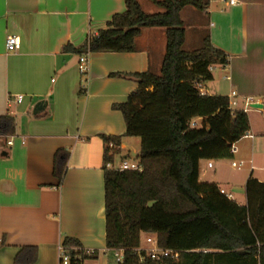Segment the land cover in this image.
<instances>
[{
  "label": "crops",
  "instance_id": "0c3cea01",
  "mask_svg": "<svg viewBox=\"0 0 264 264\" xmlns=\"http://www.w3.org/2000/svg\"><path fill=\"white\" fill-rule=\"evenodd\" d=\"M137 1L145 12L143 2ZM234 1L203 2V38L208 36L228 63L213 67L211 83L201 86L210 95L236 92L239 108L250 97L252 104L262 105L255 108L262 115L264 0ZM186 7L179 12L184 45L201 40L188 37ZM125 9V0H0V116H12L15 127L12 135L0 137V264H57L58 245L67 237L96 250L86 264H99L105 255L101 135H121L119 153L127 150L124 120L113 105L124 102L137 87L133 73H159L165 29L141 28L132 52L77 54L63 48L80 47ZM189 23L195 26L194 20ZM8 35L18 37L16 50H6ZM83 55L87 70L81 73ZM213 84L214 94L209 92ZM16 95L23 96L20 103H15ZM41 100L47 103L45 109L33 115ZM246 114L249 129L241 139L247 141L235 150L239 162L249 164L242 174L244 184L235 181V170L241 169L232 166L233 161H199V180L216 183L240 206L246 205L247 178L264 182V117L254 121L251 111ZM58 149L69 152L61 182L52 174Z\"/></svg>",
  "mask_w": 264,
  "mask_h": 264
},
{
  "label": "trees",
  "instance_id": "16d2710c",
  "mask_svg": "<svg viewBox=\"0 0 264 264\" xmlns=\"http://www.w3.org/2000/svg\"><path fill=\"white\" fill-rule=\"evenodd\" d=\"M152 2L162 11L148 14L137 0H125V11L112 15L106 28L78 48H63L77 54L132 52L141 28L165 29L159 73H133L137 87L113 105L124 120L123 136L140 140L141 170L108 169L122 136L101 135L105 246L114 257L106 264H264V182L249 176L246 205L240 206L216 183L199 180V161L231 158L230 146L249 129L246 112L229 109L227 96L201 93L197 86L211 81V69L225 66L228 58L208 36L200 47L183 49L179 12L186 5L201 9L200 0ZM193 119H200L199 127H190ZM14 128L12 116H0V137ZM68 156L64 149L54 153L52 174L59 182ZM141 233L156 235L159 247L180 251L178 258L140 260L135 249ZM63 245L80 246L69 237ZM118 249H123L120 261L114 255Z\"/></svg>",
  "mask_w": 264,
  "mask_h": 264
},
{
  "label": "built area",
  "instance_id": "2783aa9c",
  "mask_svg": "<svg viewBox=\"0 0 264 264\" xmlns=\"http://www.w3.org/2000/svg\"><path fill=\"white\" fill-rule=\"evenodd\" d=\"M234 0H229V3H234ZM19 46V39L15 35H8L5 40V47L8 51L16 50ZM78 68L81 73H84L87 70L86 65V57L80 56L79 58V64ZM212 70V69H211ZM198 89L201 93H204L202 90L201 84H198ZM237 95L236 92L231 91L228 96V107L232 111L234 110H242L246 112L248 108L251 106V98H245L243 100V107L239 108V103L237 101ZM23 99L22 95H16L15 96V103H20ZM190 127H196V121L195 119L190 121ZM248 137H252L251 135H246ZM11 140L7 141L8 145H11ZM235 143L230 146V153H235ZM241 161L238 163V165H241ZM232 166H237L235 162L231 163ZM212 162H207V167H211ZM106 167L108 169L118 170V171H125V170H132V171H140L141 166L139 162L132 163L131 160L127 159H121L120 162L116 165H114L113 160L111 162L106 163ZM142 234V233H141ZM145 237V244L148 245L147 248H143L140 244L135 249V251L138 253L140 260H142L144 257H148L153 261H160L164 258H171V259H177L180 251L168 249V248H162L157 245V239L156 235L154 234H148L146 233ZM203 252H206V250H202ZM108 249L105 250L104 254H107ZM96 254V250L94 249H87L82 248L80 246H73V247H66L63 245V243L58 245L57 248V264H86L87 260L93 259ZM85 255V256H84ZM114 255L116 256V259L120 261L123 256V249L114 250Z\"/></svg>",
  "mask_w": 264,
  "mask_h": 264
},
{
  "label": "rangeland",
  "instance_id": "374dc122",
  "mask_svg": "<svg viewBox=\"0 0 264 264\" xmlns=\"http://www.w3.org/2000/svg\"><path fill=\"white\" fill-rule=\"evenodd\" d=\"M200 1L203 3L205 0H200ZM141 2H143L142 3L143 8H144L145 12L148 14H152L155 12H161L162 11V9L160 7H158L157 5H155L152 2V0H141ZM191 7H194V6L187 5L186 10H185L186 15L184 16V18L186 20V30L188 33V37L190 39V37H193V36L195 37L197 35L198 38H200L201 40L198 42V40L192 41L190 39V41L183 46V49H185V50H192V49L200 47L203 35H204V33H206V30H207V18H206V14H205L203 7L201 9L194 7L197 10L194 13H191V10H190ZM187 19H188V22H187ZM192 20H194V23H195V26H193V27H191L190 23H189ZM83 79H84V77H83ZM211 81H207L205 83V85H207V83L208 84L211 83ZM215 88H217V84H213L212 88L209 89V92L214 94V92L216 90ZM202 90H203V92H206L205 88H203ZM248 111H251L250 115L253 117L254 121H258L260 119V117H264V114H262V115L257 114L258 112H256L255 108L249 107ZM199 126H200V121L197 120L196 121V127H199ZM123 139H124L123 141L126 143L127 150L121 151L120 153H117L113 156L114 165L118 164L121 159L131 160L132 163H136L138 161L139 146H140L139 138L124 136ZM245 141H247V140L240 139L237 143H235V145H234L235 149L237 148V150H238L239 146L243 145L245 143ZM239 160L240 159L238 157V153H235L231 158L227 159V161H229V162L230 161L235 162L237 164V166H236L237 169H241L239 171L235 170L236 171L235 173H237V175H239V177L237 179H235V181L237 183L239 182V184L243 185L244 179L242 177L243 176L242 174L248 168L249 164L246 160H243L244 163L242 165H238ZM146 235H147L146 233L140 234V245L143 248L148 247V245L145 244ZM104 260H107L108 262H112V261H114V257L111 254L101 255L99 257V264H104Z\"/></svg>",
  "mask_w": 264,
  "mask_h": 264
},
{
  "label": "water",
  "instance_id": "95a60500",
  "mask_svg": "<svg viewBox=\"0 0 264 264\" xmlns=\"http://www.w3.org/2000/svg\"><path fill=\"white\" fill-rule=\"evenodd\" d=\"M46 105H47L46 101H43V100L38 101L33 107L32 114L33 115L40 114L45 109ZM251 106L253 108H261L262 107V105L260 103H253Z\"/></svg>",
  "mask_w": 264,
  "mask_h": 264
}]
</instances>
